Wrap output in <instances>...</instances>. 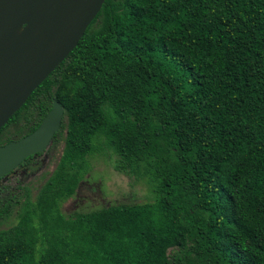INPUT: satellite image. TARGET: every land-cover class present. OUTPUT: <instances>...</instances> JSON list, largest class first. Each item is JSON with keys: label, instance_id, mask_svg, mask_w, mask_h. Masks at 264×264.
Returning <instances> with one entry per match:
<instances>
[{"label": "trees", "instance_id": "16d2710c", "mask_svg": "<svg viewBox=\"0 0 264 264\" xmlns=\"http://www.w3.org/2000/svg\"><path fill=\"white\" fill-rule=\"evenodd\" d=\"M54 99L61 129L23 165L59 140L63 151L0 232V264H264V0H106L0 145L33 132ZM100 150L153 201L64 213Z\"/></svg>", "mask_w": 264, "mask_h": 264}, {"label": "water", "instance_id": "95a60500", "mask_svg": "<svg viewBox=\"0 0 264 264\" xmlns=\"http://www.w3.org/2000/svg\"><path fill=\"white\" fill-rule=\"evenodd\" d=\"M106 0H0V128L63 62ZM65 108L52 109L31 133L0 145V178L47 150Z\"/></svg>", "mask_w": 264, "mask_h": 264}, {"label": "rangeland", "instance_id": "374dc122", "mask_svg": "<svg viewBox=\"0 0 264 264\" xmlns=\"http://www.w3.org/2000/svg\"><path fill=\"white\" fill-rule=\"evenodd\" d=\"M15 126L8 128V135L16 131ZM6 138V137H5ZM97 145L101 146L100 142ZM64 141L59 140L43 157L44 162L34 174L18 173L13 178L0 183V206L11 203L8 214L0 222V232L16 228L22 222V212L26 205V197L35 200L45 182L53 173L62 154ZM117 155L110 150H100L88 156L89 170L85 174L76 194L61 207L66 213L89 211L105 205L117 203L151 202L154 193L145 180H138L117 171L114 167ZM13 189L6 193L7 188Z\"/></svg>", "mask_w": 264, "mask_h": 264}, {"label": "flooded vegetation", "instance_id": "af4514ba", "mask_svg": "<svg viewBox=\"0 0 264 264\" xmlns=\"http://www.w3.org/2000/svg\"><path fill=\"white\" fill-rule=\"evenodd\" d=\"M45 152V151H44ZM46 154H44L42 157H37V158H34L33 162L37 161V163L35 164L36 166L39 165L40 163L44 162L45 158H43ZM32 156V155H31ZM30 157V156H29ZM27 159V158H26ZM25 159V160H26ZM39 159V160H38ZM25 160L19 165L17 166L12 172H10L9 174H7L6 176L2 177V179L4 178H13L14 175H17L18 173H21V174H25L26 175H31V174H34L31 166H35V165H23V163L25 162ZM5 181V180H4Z\"/></svg>", "mask_w": 264, "mask_h": 264}]
</instances>
